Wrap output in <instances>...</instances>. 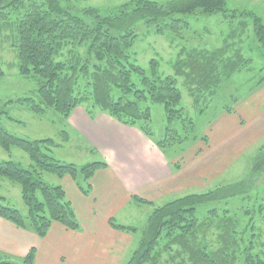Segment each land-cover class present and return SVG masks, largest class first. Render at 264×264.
Masks as SVG:
<instances>
[{
	"label": "trees",
	"instance_id": "obj_1",
	"mask_svg": "<svg viewBox=\"0 0 264 264\" xmlns=\"http://www.w3.org/2000/svg\"><path fill=\"white\" fill-rule=\"evenodd\" d=\"M0 1V29L10 28L14 33L11 47L16 51L18 73L34 79L37 84L36 101L30 97L14 101L25 104L37 115H42L46 108H53L61 115L64 124L77 106L83 107L90 117L96 111L105 113L123 125L139 129L164 155L165 147L183 140L171 128L172 122L179 119L192 124L179 106L176 76L184 78L189 93L197 102L202 94L211 95L220 79L229 78L249 61L239 50L227 55L229 43L225 41L222 46L211 50L180 48L171 64L173 75L158 74L156 60L151 59L152 71L148 74L138 65L131 50L137 38L133 28L139 20L146 25L159 22L156 31L162 33L166 28L181 27V19L174 18V14L223 11L224 0H168L165 3L129 0L108 8L105 15L95 8L76 12L69 0ZM13 12L17 14L11 21ZM253 21L256 39L264 49V25L255 16ZM80 80L89 89L80 90ZM147 102L163 105L167 126L159 140L152 139L151 111ZM225 112L234 111L228 107ZM56 146L50 138L24 139L0 125V147L7 152L12 148L19 149L31 161L27 168L18 162L0 160V178L19 186L26 208V214L22 215L16 208L3 205L1 201L5 198L0 195V217L39 238L46 236L53 222L71 231L80 228L65 189L61 185L47 184L42 174L59 178L68 176L83 195H88L90 179L96 171L107 167L104 161H95L78 169L75 164L59 161L50 155ZM89 150L96 153L94 148ZM172 167L178 170L179 162L172 163ZM263 169L264 150H261L254 157L252 169L245 178L202 193L186 194L154 207L138 247L126 264H160L164 255L172 262L179 259L175 264H264V241L260 239L262 233L256 220L251 219L248 229H239V218L226 209L211 208L202 218L195 216L199 204L250 192ZM78 173L82 174L84 185L77 181ZM132 200L153 204L135 195ZM255 213L264 225V204L259 205ZM108 222L116 230L136 232L135 227L115 223L112 218ZM212 235L210 240L208 237ZM35 254V248H30L20 263L35 264ZM0 264L18 263L0 254Z\"/></svg>",
	"mask_w": 264,
	"mask_h": 264
},
{
	"label": "rangeland",
	"instance_id": "obj_2",
	"mask_svg": "<svg viewBox=\"0 0 264 264\" xmlns=\"http://www.w3.org/2000/svg\"><path fill=\"white\" fill-rule=\"evenodd\" d=\"M73 10L81 12L83 9L95 8L102 15L108 8L119 6L129 0H69ZM157 3H165L168 0H151ZM224 10L212 14L195 12L187 15L174 14V18L181 19V27L178 29H164L162 33L156 30L160 23L146 25L139 20L134 30L137 34L136 41L132 46V52L138 65L148 74L151 73L149 61L156 60L158 74L173 75L171 66L177 57L180 48L213 49L228 42L227 55L241 51L242 55L249 60L245 65L227 79H220L213 93L202 94L197 102L189 93L182 76H176V87L180 91L179 106L183 108L184 117L192 121L182 122L175 119L171 128L183 138L180 143H173L164 148L165 155L180 164L187 163L188 181L180 185L175 192L152 200V205L132 203L119 211L117 217L125 220L127 225L136 228L133 240L126 251V264L132 253L138 247V241L146 225L148 216L154 207L163 205L177 197L190 194L202 193L215 187L233 184L245 178L251 171L256 154L264 150V126L257 132L247 130V126L236 129L232 135V148H226V152L219 153L210 158V164L201 167L200 160L208 158V153L199 154L197 158L189 159L194 152L200 151L205 146H210L223 133L234 126L230 123V116L226 115V108L236 113H245L243 121L249 120L262 105L251 106L247 100L258 92L264 95V49L260 47L254 33V16L259 18L264 25V0H224ZM16 12L10 15L13 21ZM87 21L90 18H86ZM13 31L10 28L0 29V67L3 75L0 76V125L9 133L28 140H40L50 138L57 144L52 148L50 155L62 162H69L81 166L95 161H101L97 153L90 152L88 146L69 126L64 124L61 115L53 108H46L42 115L30 111L25 104L14 101L17 98L30 97L35 101L36 81L32 78H24L19 75L16 66V51L12 45ZM8 36V37H7ZM11 41V42H10ZM85 87L83 81L79 82V89ZM151 120L149 123L152 139L159 140L163 137L166 118L161 103H150ZM244 109V110H243ZM251 109V111H247ZM246 123V122H245ZM212 139V140H211ZM219 152L221 150H218ZM225 154V156H222ZM203 158V159H201ZM189 159V160H188ZM0 160H11L20 163L23 167L31 164L27 154L19 149L12 148L9 152L0 147ZM189 161V162H188ZM215 162H218L215 164ZM43 180L50 185H65L63 178L43 173ZM77 181L84 185L83 176L78 173ZM181 184V183H180ZM256 186L247 194L221 199L216 202H206L196 207L195 216L202 218L207 210L217 208L222 211L228 210L235 213L239 218V229H248L251 221L256 220V226L261 232L260 239L264 241V225L258 219L255 211L259 205L264 204V169L256 181ZM67 185V184H66ZM0 195L5 199L3 205L16 208L22 215L26 214V208L21 200L20 188L5 178H0ZM249 210V212H245ZM118 219V218H117ZM252 219V220H251ZM119 223V221L117 222ZM210 240L212 236L208 237ZM215 245V244H214ZM11 261V260H9ZM21 264L19 260H12ZM164 255L160 264H175ZM180 264H186L185 262Z\"/></svg>",
	"mask_w": 264,
	"mask_h": 264
},
{
	"label": "crops",
	"instance_id": "obj_3",
	"mask_svg": "<svg viewBox=\"0 0 264 264\" xmlns=\"http://www.w3.org/2000/svg\"><path fill=\"white\" fill-rule=\"evenodd\" d=\"M246 102L252 109L259 104L264 105V95L258 92ZM245 113L225 112L233 115L230 123L234 127L216 140L211 139L210 146L194 152L189 159L206 152L208 158L200 160L201 167H206L211 157L225 153L226 148L235 149L230 141L234 140L232 135L236 129L247 126V130L259 133L264 126V106L258 108L249 120L243 121ZM66 125L90 148H94L99 159L107 165L90 179L88 195H83L70 177L62 179L67 184L61 186L78 219L79 230L71 231L53 222L46 236L39 238L0 217V254L11 261H20L30 248H35V264H122L133 234L112 228L109 219L127 225L117 214L132 203L138 204L132 196L152 202L175 192L185 180L186 183L189 180L188 165L180 162V168L174 170L172 163L178 159H169L136 127L123 125L99 111L90 117L83 107L77 106L70 113Z\"/></svg>",
	"mask_w": 264,
	"mask_h": 264
},
{
	"label": "water",
	"instance_id": "obj_4",
	"mask_svg": "<svg viewBox=\"0 0 264 264\" xmlns=\"http://www.w3.org/2000/svg\"><path fill=\"white\" fill-rule=\"evenodd\" d=\"M0 6H1V1H0Z\"/></svg>",
	"mask_w": 264,
	"mask_h": 264
}]
</instances>
